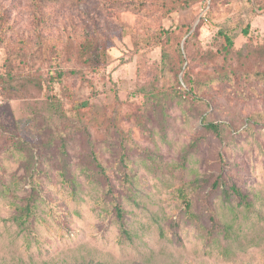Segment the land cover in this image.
<instances>
[{"label":"rangeland","instance_id":"rangeland-1","mask_svg":"<svg viewBox=\"0 0 264 264\" xmlns=\"http://www.w3.org/2000/svg\"><path fill=\"white\" fill-rule=\"evenodd\" d=\"M0 264H264V0H0Z\"/></svg>","mask_w":264,"mask_h":264},{"label":"trees","instance_id":"trees-1","mask_svg":"<svg viewBox=\"0 0 264 264\" xmlns=\"http://www.w3.org/2000/svg\"><path fill=\"white\" fill-rule=\"evenodd\" d=\"M229 40H230V38H229ZM231 41V40H230ZM208 127L210 128V129H212V130H214V131H217V132H220V127H219V125H217V124H215V123H209L208 124ZM218 186V185H217ZM216 186V188H218ZM219 189V188H218ZM221 190V189H220ZM222 191V190H221ZM223 194H224V196L228 199V198H231V196H232V193L231 192H233L234 194H237V195H239L242 199H244V200H246V196L244 195V194H242L241 193V191L238 189V188H235V187H233L232 188V191L230 190V189H227V188H223ZM186 205H187V208H188V210H191L192 209V207H193V203L191 202V201H187V203H186ZM117 211H118V215L120 216V217H123V213H122V209L118 206V209H117ZM24 215V213H21V216H23ZM124 232L126 233V235H127V238H131V235H130V233H129V231L126 229H124Z\"/></svg>","mask_w":264,"mask_h":264}]
</instances>
